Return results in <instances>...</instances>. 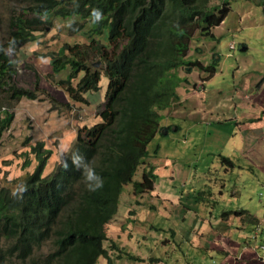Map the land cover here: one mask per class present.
<instances>
[{"label": "trees", "instance_id": "16d2710c", "mask_svg": "<svg viewBox=\"0 0 264 264\" xmlns=\"http://www.w3.org/2000/svg\"><path fill=\"white\" fill-rule=\"evenodd\" d=\"M210 1L8 0L0 43V90L6 99L35 101L42 95L53 102L41 89L37 72L30 88L15 85L10 57L50 25L52 14L72 19L68 24L81 25L79 30L85 24L80 30L85 43H66L55 54H47L52 58L48 63L52 73L47 72L46 78L51 77L52 85L70 101L99 91L101 74L107 85L97 114L100 121L79 128L70 144L91 162L103 186L87 191L70 161L67 169L56 162L44 175L52 151L43 141L34 142L29 150L36 163L33 171L11 180L15 187L0 186V264H96L101 257L107 259L103 242L124 185L133 182L141 168V180L133 182L132 194L140 197L154 190V168L145 161L147 147L160 130L162 113L179 100V88L187 82L177 71L208 70L200 82L217 72L215 57L207 68L186 58L194 37L213 38L212 30L231 9V0L218 5ZM241 1L264 6V0ZM93 9L100 11L99 21H94ZM105 30L104 43L96 33ZM94 60L100 67L93 66ZM62 72H67L64 79L54 78ZM263 80L264 76L256 86ZM13 119L12 112H0V143ZM220 159L225 161L223 156ZM20 184L24 192L10 196Z\"/></svg>", "mask_w": 264, "mask_h": 264}, {"label": "rangeland", "instance_id": "374dc122", "mask_svg": "<svg viewBox=\"0 0 264 264\" xmlns=\"http://www.w3.org/2000/svg\"><path fill=\"white\" fill-rule=\"evenodd\" d=\"M221 1L211 0L210 5H218ZM254 1L259 2V0ZM230 5L231 9L225 20L212 30L214 37L196 35L186 57L189 61L199 60L206 68L213 64L210 59L213 57L216 59V56L220 58L217 75L209 81L208 79L204 80L203 86L207 93L200 95L203 99L206 96H212L215 100L219 97H226L233 93L235 88L249 84L252 77H257V73L261 76L264 75V6L241 0H231ZM7 17L8 0H0V43L1 39L3 40ZM50 17L52 22L45 26V30L38 35L36 41L17 49L15 54H10L16 69L15 85L30 88L34 82V73L37 72L41 89L47 91L54 100L51 102L48 97L38 95L39 99L35 101L25 98L9 101L0 90V112L9 111L14 115L10 128L4 133L0 143V186L15 187V184L11 185V180L23 178L33 171L36 163L29 150L34 142L43 141L45 147L52 151V156L44 170V175H46L57 161L58 149L56 146L63 145L68 148L73 143L76 131L80 127L84 125L90 127L95 122L98 123L95 116L99 110L98 106L103 102L106 87L103 74L100 83L101 89L97 92L83 94L81 101L68 100L60 89L52 85V78H46L49 76L46 74L47 72L52 73V68L48 66L52 58L47 54H55L66 43H85V40L80 37V32L84 30L85 24L82 25L80 31L78 27L81 25L68 24L69 21H73L72 19H64L58 14H52ZM75 21L78 20L75 19ZM106 34L107 30L103 34L96 33V37L105 43ZM231 42L235 44L233 51L228 48V44ZM64 53L67 54L68 51L65 50ZM96 62L97 60H94L92 64ZM208 72V70L197 67L190 72L180 68L177 71L178 75L188 80V83L182 84V89L184 90V87L190 89L191 85L199 84L200 78H205ZM66 74L67 72H62L54 78L64 79ZM190 101L192 102L193 99ZM67 102L69 103L67 104ZM195 102V106L200 104L198 98ZM238 103L239 106L243 105L241 101ZM177 104L176 101L168 110L169 112L164 114L167 117L166 125L171 129L160 126L158 134L147 147L148 157H159L171 162L166 168L156 166V182H159V185L162 184V173L171 170L177 171L180 168L184 169V173H193L196 167L194 163L196 151L191 147L186 153L176 154V145L181 146L178 142H182L187 132L186 128H182L178 132L175 131L176 125H182L180 120L183 122V117L180 119L177 116L178 112L182 111ZM188 105L190 106V104ZM196 125L198 128H202L203 122ZM213 127H217V123H214ZM166 130H170L167 135ZM191 133H189L190 136ZM146 160L156 161V159L147 157ZM27 161H29V165L25 166ZM141 172V169L138 168L133 176V182L141 180ZM133 182L124 185L120 195L117 217L119 220L120 216H124L122 224L117 228L111 224L109 228L107 226L106 236L108 239L103 242V245L112 256L108 258V261L99 258L96 264H150L149 261L136 262L130 255H141L143 252L142 256H144V252H152L156 249L152 240L146 239L151 236L157 237L159 240L156 256L164 263L172 262L171 256L179 245L178 236L187 230V222H177L174 215L170 216V213L169 216L161 214L162 211L158 207L160 200L153 195L154 193H148L138 198L142 202L135 205L138 213L132 214V212L126 211V214L123 215L125 209L122 202L129 199L128 191L132 190ZM182 187L181 181L178 186H175L176 192H179ZM194 200L192 199V201ZM142 214L148 217L146 221L140 219ZM171 231L175 234H171ZM114 244L117 245L116 248L113 247ZM121 244L124 246L120 247ZM258 251V257L264 258V250H260L258 247ZM262 262L264 263V261Z\"/></svg>", "mask_w": 264, "mask_h": 264}, {"label": "crops", "instance_id": "0c3cea01", "mask_svg": "<svg viewBox=\"0 0 264 264\" xmlns=\"http://www.w3.org/2000/svg\"><path fill=\"white\" fill-rule=\"evenodd\" d=\"M217 58L215 61L219 66L220 58ZM263 76L257 73L249 84H243L230 95L217 100L212 96L205 99L200 96L207 93L204 82L193 89L184 87L183 90L180 86L178 94L184 98L178 101L182 111L177 116L183 117V122L180 120L182 125H176L175 131L186 128L187 132L182 142H178L181 146L176 145V154L186 153L191 147L196 151V167L193 173H184L182 168L162 173V184L155 181L150 194L154 193L160 200L158 207L162 215L169 216L170 213L177 222H187V230L178 236L179 245L171 256L172 262L164 263L156 256L159 240L154 236L146 239L152 240L156 249L144 252V256L143 252L141 255L131 254L136 262L264 264L258 258V247L264 243V80L256 86ZM197 98L200 104L195 106ZM236 100L243 105L239 106ZM166 112L160 126L169 127L165 117L169 111ZM200 122H203L202 128L196 125ZM214 123L217 127H213ZM169 133L167 130L166 135ZM220 156L224 157V162ZM147 158L156 159L146 160L153 166L155 177L156 166L166 168L171 163L159 157ZM181 181L183 187L176 192L175 186ZM128 193L129 199L122 202L123 215L131 210L132 214L138 213L135 205L142 203L138 199L141 196L135 197L132 190ZM120 217L118 220L116 213L108 228L110 224L116 228L121 225L124 216ZM147 218L143 214L140 216L145 221ZM171 234L175 232L171 231ZM107 256V259L103 258L106 261L112 254L107 252Z\"/></svg>", "mask_w": 264, "mask_h": 264}, {"label": "clouds", "instance_id": "9594fccd", "mask_svg": "<svg viewBox=\"0 0 264 264\" xmlns=\"http://www.w3.org/2000/svg\"><path fill=\"white\" fill-rule=\"evenodd\" d=\"M92 16L94 17V21H99L101 19V13L98 9H93L92 10ZM221 25V24H220ZM40 33H36V39L34 41H36L38 39V35ZM11 39H14V38H11ZM32 41V42H34ZM28 43H31V42H28ZM27 43V44H28ZM26 45V44H25ZM230 45H233L234 48H230ZM24 46V45H23ZM21 48V47H20ZM229 50H235V44L234 42H231L228 46ZM47 56V55H45ZM98 64H100V62H96L93 64L94 67H98ZM102 76V74H101ZM104 78H105V75H104ZM202 82V81H201ZM201 82L199 84H193L191 85V88L190 89H193L195 88L197 85H201ZM101 83V81H100ZM99 83V86H100V89H101V85ZM185 83H188V80L187 82ZM203 83V82H202ZM183 84V83H182ZM182 84H181V88H182ZM107 85V83H106ZM56 87V86H55ZM60 89V88H58ZM106 89V87H105ZM61 90V89H60ZM62 92V90H61ZM89 92V91H88ZM97 92V91H95ZM63 93V92H62ZM87 93V92H86ZM105 93V92H104ZM64 94V93H63ZM85 94V93H84ZM65 98L68 99V97L64 94ZM182 97V96H181ZM181 97H179V100L181 99ZM82 100H83V97L81 96ZM184 98V96H183ZM69 100V99H68ZM178 100V101H179ZM74 101V100H72ZM103 101H104V96H103ZM177 101V103H178ZM69 102H67L68 104ZM103 102H101L102 104ZM67 104H64V105H67ZM101 104L98 106V108L100 109L101 107ZM175 104V103H174ZM172 104L168 110L174 105ZM99 111V110H98ZM166 112V111H165ZM164 113V112H163ZM98 114V113H97ZM96 114V119L98 120L97 122H99V118ZM96 124V122L94 123ZM92 124V125H94ZM91 125V126H92ZM83 127H88L86 125H84ZM82 128V127H80ZM77 132V131H76ZM166 133H167V130H166ZM158 134V133H157ZM75 137H76V134H75ZM75 139V138H74ZM74 141V140H73ZM57 149H58V153H57V161L58 164L60 165L61 168H64V169H67L68 168V165H69V161L71 162L72 166L74 169H77L80 171V176H81V179H82V182L84 184V188L87 190V191H96L97 189L101 188L103 186V180L102 178L100 177V175L94 170V168L91 166V162L88 161V160H85V158L83 157V155H81L79 153V151L75 148H72L70 145L68 148L64 147L63 145H57L56 146ZM48 148V147H46ZM49 149V148H48ZM51 158V157H50ZM49 158V159H50ZM56 164V163H55ZM54 167V166H53ZM52 167V168H53ZM52 168L49 170V172L52 170ZM45 170V169H44ZM48 172V173H49ZM47 174V173H46ZM25 190L24 188V185L23 184H20L18 188H14L12 189V191L10 192V196H13V197H17L20 193H23ZM107 241V240H106ZM262 245V244H260ZM104 246V245H103ZM114 247V246H113ZM105 248V247H104ZM116 248V247H115ZM106 249V248H105ZM107 250V249H106ZM108 252V250H107ZM102 258V257H101ZM260 260L261 258L258 257ZM105 259V258H104ZM262 261V260H261Z\"/></svg>", "mask_w": 264, "mask_h": 264}, {"label": "built area", "instance_id": "2783aa9c", "mask_svg": "<svg viewBox=\"0 0 264 264\" xmlns=\"http://www.w3.org/2000/svg\"><path fill=\"white\" fill-rule=\"evenodd\" d=\"M230 48H234V46L233 45H230ZM259 249L260 250H264V244L259 245ZM261 260L264 261V258H261Z\"/></svg>", "mask_w": 264, "mask_h": 264}]
</instances>
